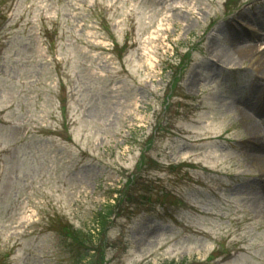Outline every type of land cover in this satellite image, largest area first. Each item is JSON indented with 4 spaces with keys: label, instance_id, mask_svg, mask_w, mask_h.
Returning <instances> with one entry per match:
<instances>
[{
    "label": "rangeland",
    "instance_id": "rangeland-1",
    "mask_svg": "<svg viewBox=\"0 0 264 264\" xmlns=\"http://www.w3.org/2000/svg\"><path fill=\"white\" fill-rule=\"evenodd\" d=\"M235 1L0 0V264H78L63 226L95 232L116 188L104 264H264L262 115L232 105L260 101L264 0Z\"/></svg>",
    "mask_w": 264,
    "mask_h": 264
},
{
    "label": "bare ground",
    "instance_id": "bare-ground-1",
    "mask_svg": "<svg viewBox=\"0 0 264 264\" xmlns=\"http://www.w3.org/2000/svg\"><path fill=\"white\" fill-rule=\"evenodd\" d=\"M227 27L222 26L220 29H218L219 33L222 32H227ZM233 42L234 47L233 49L230 48L228 51L225 52L223 58L228 61H236V60H241L243 55L246 53V48L247 45L243 44L242 42L246 40L247 34L246 33H241V32H234L233 33ZM255 45V44H254ZM255 48V50L251 51L249 54H253V60H252V65L253 67L257 70H260L262 73H264V56L260 55L259 50L256 49V46L252 47ZM262 49V48H260ZM252 59V58H251ZM261 86L262 91H263V101H264V84H256L255 86ZM241 98H238L237 100H240ZM234 104V105H233ZM233 107L240 112L242 116H247V117H252L253 115H262V118L259 121L255 122H247V128L252 129L254 131V134L257 136L255 140V144L252 145L253 147L251 148L252 155L254 157V161L256 162V165L259 164L260 167L264 168V139L261 137V134H264V102H254L251 99H246L244 101H234L232 103ZM252 187L249 186L248 188ZM259 201L261 202L260 205L264 204V196L259 198Z\"/></svg>",
    "mask_w": 264,
    "mask_h": 264
},
{
    "label": "trees",
    "instance_id": "trees-1",
    "mask_svg": "<svg viewBox=\"0 0 264 264\" xmlns=\"http://www.w3.org/2000/svg\"><path fill=\"white\" fill-rule=\"evenodd\" d=\"M120 201H121V199H118V202H120ZM112 212H113V208L110 210L109 213H112ZM108 220H109V216L101 213L97 219L98 226L96 228L97 232H95V233H92L91 228H89L88 230L87 229L84 230L81 228H74L69 223H66L65 226H63V230H66V232L70 235V238H72L74 241H76L79 246L85 245L87 247L88 254H90V255L83 256L81 258V260L79 261L80 264H94L95 258L96 259L98 258L101 261V263L103 264L104 256H102V257L100 256V258L98 256L100 254H104V251H102V253H100L96 244L100 241L102 243H104V236H103L104 233L103 232L106 228ZM91 250H93L95 252L91 254V252H90ZM83 260H86V263L83 262Z\"/></svg>",
    "mask_w": 264,
    "mask_h": 264
}]
</instances>
